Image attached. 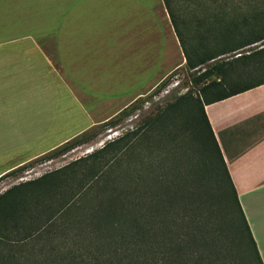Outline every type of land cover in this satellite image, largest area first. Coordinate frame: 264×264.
<instances>
[{
  "label": "rangeland",
  "instance_id": "374dc122",
  "mask_svg": "<svg viewBox=\"0 0 264 264\" xmlns=\"http://www.w3.org/2000/svg\"><path fill=\"white\" fill-rule=\"evenodd\" d=\"M56 5L62 6V3L57 0ZM86 5L89 11L114 10L113 60L103 53L100 62H89V51H80V62H68V69L74 73L72 79L77 81H72L73 86L81 88L76 90L87 110L100 118L99 123L78 137H83L82 141H71L66 150L56 149L2 177L0 194L16 184L77 162L70 171L71 176L76 174L67 187L69 193L63 198L81 191L77 197L81 198L78 210L87 214L92 206L99 201L107 203L110 197L114 205V178L128 172L125 167L138 161L144 197L153 202L157 212L163 211L159 214L164 219L166 207H171L176 231L181 225L192 224L190 215L201 213L202 219L216 229L215 242L224 255L231 256L237 264H247L252 259L250 250L235 231L239 215L225 205L228 183L221 180L220 171L204 150L203 139L194 123L197 108L192 102L201 97L200 89L205 82L196 84V76L218 61L264 46V39L190 69L162 0H91ZM177 7L190 47L200 42L213 47L223 38L238 40L249 29L243 25V19L255 11L261 14L258 29L264 28V0H203L200 3L181 0ZM47 10L45 5L38 12ZM231 22L236 25L217 39L214 32L226 29ZM212 25L216 26L210 28ZM44 45L66 75L57 63L52 42L45 41ZM75 56V52H68L70 60ZM243 66L239 65L237 70ZM261 73L256 77H262ZM217 77L212 74L206 82ZM158 117L161 120L151 124ZM137 128L139 132L133 134ZM126 132L130 135L122 143L123 166L116 169L119 151L114 149V140ZM65 237L69 239V235ZM28 247H24L26 252ZM10 248L16 254L21 253L17 247ZM200 248L204 250L203 245ZM9 252L0 250L2 256Z\"/></svg>",
  "mask_w": 264,
  "mask_h": 264
},
{
  "label": "trees",
  "instance_id": "16d2710c",
  "mask_svg": "<svg viewBox=\"0 0 264 264\" xmlns=\"http://www.w3.org/2000/svg\"><path fill=\"white\" fill-rule=\"evenodd\" d=\"M162 1L182 46L187 67L190 69L264 39V28L258 29L261 14L255 11L253 15L245 16L243 19V25L249 29L246 34L241 32L244 35H240L238 40L223 38L221 43L217 41L213 47L204 42L190 47L184 37L182 21L177 12L181 0ZM191 1L200 3L203 0ZM235 25V22H231L226 29L221 28L222 30L214 32V36H218L217 39L220 40L219 37ZM215 26L212 25L210 28ZM248 51L228 60L218 61L196 76L194 78L196 84L205 82L200 89L201 97L192 104L197 108L194 112V123L198 135L203 139L204 150L214 161L216 170L220 171L221 180L228 183L229 189H225L227 197L225 205L230 212H237L239 215L242 227L238 222L235 231L237 237H241L250 250L249 255L252 259L247 264H264L205 111L206 104L264 84V46ZM242 64L243 69L237 70ZM259 72H262V77H256ZM212 74L218 77L206 82ZM124 111L126 109L120 113L123 114ZM159 120L161 118L158 117L151 124ZM138 132L139 128L134 130L133 134ZM129 135L126 132L114 140L116 144L114 149L119 151L116 169L123 166L122 143H125ZM78 137L71 141L74 143L84 139ZM70 142L58 148V152L66 150ZM151 153H154L153 149ZM75 163L45 172L0 194V250L3 248L10 251L6 256L0 254V264L238 263L231 260V256L224 255L217 246L214 236L216 229L213 224L208 225L205 218L202 219L201 213L190 215L192 224L181 225V229L176 231L173 225L176 218L171 214V207H166L165 219L163 214H159L163 211L155 210L153 202L142 193V175L138 161L125 167L128 172L124 171L114 178V205L110 202V197L107 203L99 201L84 214L86 212L82 209L78 210L81 198L77 197L81 195V191L71 193L69 198H63L64 194L69 193L67 187L71 186V181L75 177L76 173L70 175ZM149 166L151 167V164ZM66 235H69V239L63 238ZM27 245L29 247L26 252L24 247ZM199 245L200 247L203 245L204 250L199 249ZM10 247H17L21 253H14Z\"/></svg>",
  "mask_w": 264,
  "mask_h": 264
},
{
  "label": "crops",
  "instance_id": "0c3cea01",
  "mask_svg": "<svg viewBox=\"0 0 264 264\" xmlns=\"http://www.w3.org/2000/svg\"><path fill=\"white\" fill-rule=\"evenodd\" d=\"M59 1L57 7V0H0V177L99 123L73 86L68 62H80V51H89V62L103 53L113 60L114 10L89 11L91 0ZM205 111L264 262V84Z\"/></svg>",
  "mask_w": 264,
  "mask_h": 264
},
{
  "label": "water",
  "instance_id": "95a60500",
  "mask_svg": "<svg viewBox=\"0 0 264 264\" xmlns=\"http://www.w3.org/2000/svg\"><path fill=\"white\" fill-rule=\"evenodd\" d=\"M241 54V53H240ZM240 54H238V55H240Z\"/></svg>",
  "mask_w": 264,
  "mask_h": 264
}]
</instances>
